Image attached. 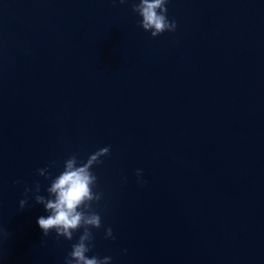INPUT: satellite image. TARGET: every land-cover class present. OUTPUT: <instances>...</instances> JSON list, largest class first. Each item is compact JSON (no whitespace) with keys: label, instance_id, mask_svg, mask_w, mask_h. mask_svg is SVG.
Here are the masks:
<instances>
[{"label":"water","instance_id":"1","mask_svg":"<svg viewBox=\"0 0 264 264\" xmlns=\"http://www.w3.org/2000/svg\"><path fill=\"white\" fill-rule=\"evenodd\" d=\"M132 2L0 0V264H64L37 170L106 146L90 257L264 264V0H168L155 38Z\"/></svg>","mask_w":264,"mask_h":264},{"label":"clouds","instance_id":"2","mask_svg":"<svg viewBox=\"0 0 264 264\" xmlns=\"http://www.w3.org/2000/svg\"><path fill=\"white\" fill-rule=\"evenodd\" d=\"M116 0H113L115 3ZM128 0H119L120 4ZM168 0H133L131 8L141 20V27L150 31L152 37H158L164 32H175L177 22L169 20L167 13ZM111 147H103L89 155L86 161L78 160L77 155H72L64 161L63 171L56 177H52L48 168L38 169L40 176L51 180L47 188L48 197L40 195L41 186L37 182L35 187V201L42 204L48 213L47 216L38 218V225L45 237L54 230L57 238L64 237L68 241L73 240L74 233L83 229L77 243L72 245V250L65 258L64 264H111V257L89 256L95 247L94 235L91 229L103 227L102 217L93 205H99L104 193L94 191L98 187V177L92 171L94 166L102 164L103 157L110 156ZM138 182L145 183L140 178L143 176L141 169L136 170ZM32 188L25 187V199L19 202L20 209L28 206V194ZM105 239H115L113 230L108 227L105 230ZM43 242V241H42Z\"/></svg>","mask_w":264,"mask_h":264}]
</instances>
